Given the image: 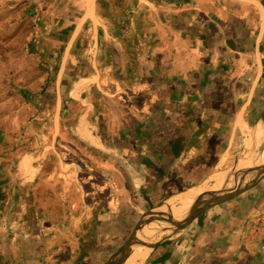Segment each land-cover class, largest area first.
I'll return each instance as SVG.
<instances>
[{"label": "crops", "instance_id": "obj_1", "mask_svg": "<svg viewBox=\"0 0 264 264\" xmlns=\"http://www.w3.org/2000/svg\"><path fill=\"white\" fill-rule=\"evenodd\" d=\"M34 2L27 37L0 41V237L36 241L22 264H87L228 159L264 158V0ZM243 201L167 225L141 264H262Z\"/></svg>", "mask_w": 264, "mask_h": 264}, {"label": "rangeland", "instance_id": "obj_2", "mask_svg": "<svg viewBox=\"0 0 264 264\" xmlns=\"http://www.w3.org/2000/svg\"><path fill=\"white\" fill-rule=\"evenodd\" d=\"M35 0H0V26H3L5 22L7 23L8 29H0V41L7 39L10 37V41L13 43L21 38H26L27 33L29 32V28H25L33 24L34 22L29 19L30 17L27 16V10L28 7L31 9L35 8ZM26 5V7H25ZM5 6V7H4ZM15 6V8H13ZM22 7V8H21ZM15 9L16 12L11 11L10 9ZM21 9V10H20ZM24 13L21 15V12L17 11H23ZM2 10H5L4 12ZM26 10V11H25ZM10 24V25H9ZM22 27L21 29H18V27ZM17 27V28H16ZM11 44V42L9 43ZM259 135L263 134V130L259 128ZM254 156H251L250 154L246 158H231L228 159V163L226 164V167H223L221 169V173H231L232 171L244 169L246 167H249L253 164V162L250 163V161L253 159ZM250 163V164H249ZM220 173V174H221ZM219 175V174H218ZM217 175V176H218ZM222 175V174H221ZM216 177V176H215ZM217 177L212 179L211 181H208L207 179L201 178L198 180V184H196L194 187L203 186L205 189V192L212 191L213 182H215ZM241 179L238 178L236 182L234 181V178H231L230 182L228 183L227 187L220 189L218 192L220 194H225L230 191H234L238 189L241 185ZM209 184V185H208ZM225 181H224V184ZM205 186V187H204ZM178 195V194H177ZM176 196V195H175ZM200 195L198 198H201ZM239 197H242L243 204L245 203V207L247 208V214L246 218H248V227L247 232L250 230V240H251V248L253 250L252 256H254V261H258L264 264V176L260 178V180L256 183L254 187L248 190L247 192L243 193ZM204 199V198H203ZM170 199L164 200L162 203L157 205L156 208L166 204ZM198 200V199H197ZM146 210V209H145ZM164 214L166 216H170L171 210L169 208H165ZM35 224V223H33ZM66 224V223H65ZM71 226V224H70ZM76 226V233L78 236L83 235L84 231L89 228L88 223L86 222H78L75 224ZM65 227H68V223ZM167 225L161 226L158 230L159 232H162L163 229H168ZM2 235V234H1ZM164 235L158 236V238H162ZM80 240V241H79ZM86 240V239H85ZM128 240V239H127ZM126 240V241H127ZM146 243L150 244V241H145ZM154 240H151V243H153ZM82 239L77 237L76 239V246L79 247V245H83ZM36 241L32 239L27 244L26 241L19 238L18 236L14 237L13 235H7L6 237H0V264H22V260L24 257H27L28 261L31 262L32 260L35 261L37 259L36 257ZM123 245H115L110 246L112 249H102L99 253H93L91 257L89 258L87 264H105L107 263L111 257L122 247ZM2 247V251H1ZM5 247V249H4ZM22 248V249H21ZM145 248V247H142ZM27 249V250H26ZM82 251V249L80 250ZM79 248L77 249V253L74 255L76 257L75 264H82V261H78L79 259ZM145 252H148L145 248ZM256 252V253H255ZM89 256V255H88ZM84 259V258H83ZM26 261V259L24 260ZM59 264H62L59 262ZM64 264V263H63Z\"/></svg>", "mask_w": 264, "mask_h": 264}, {"label": "water", "instance_id": "obj_3", "mask_svg": "<svg viewBox=\"0 0 264 264\" xmlns=\"http://www.w3.org/2000/svg\"><path fill=\"white\" fill-rule=\"evenodd\" d=\"M262 176H264V158L262 159V161L253 163L249 167L228 173L225 177L226 185H223L221 189L227 187L231 178H234L235 182L236 180H238V178H242L240 187L225 194H220L218 192L220 189L202 193V197L198 198V200L192 205L187 217L182 221H175L172 214L170 216H166L164 214L163 210L165 208H169L167 203L156 208V211L155 208L151 206L150 210L137 223L128 240L105 264H126L134 248L149 247V245L145 241L140 240L138 237L140 232H142L145 227L157 223H162L175 226L177 229H180L211 208L238 198L240 195L254 187Z\"/></svg>", "mask_w": 264, "mask_h": 264}, {"label": "bare ground", "instance_id": "obj_4", "mask_svg": "<svg viewBox=\"0 0 264 264\" xmlns=\"http://www.w3.org/2000/svg\"><path fill=\"white\" fill-rule=\"evenodd\" d=\"M262 159H260L257 162L262 161ZM221 174L216 176L217 179L215 182H213L214 184H213L212 190H219L222 188L227 173H221ZM204 192H205V189L203 188V186L202 187L199 186V187H193L181 194H178L172 197L167 202V205L169 209L171 210V213L175 221H182L183 219H185L192 205L197 201L198 197ZM164 225L165 224L157 223V224L145 227L143 231L140 232L138 236L139 239L142 241H148V242L151 241L154 234L158 233L159 228ZM146 257H147V252H145V248L136 247L133 249L132 254L130 258L128 259V261L126 262V264H141L145 261Z\"/></svg>", "mask_w": 264, "mask_h": 264}]
</instances>
